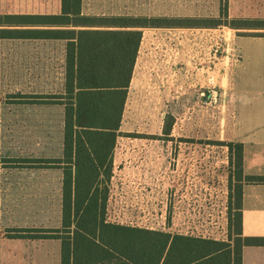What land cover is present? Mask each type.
I'll use <instances>...</instances> for the list:
<instances>
[{"label": "rangeland", "instance_id": "rangeland-1", "mask_svg": "<svg viewBox=\"0 0 264 264\" xmlns=\"http://www.w3.org/2000/svg\"><path fill=\"white\" fill-rule=\"evenodd\" d=\"M59 11L60 0H0V15ZM81 13L205 22L219 18V0H81ZM227 15L230 21L264 19V0H227ZM237 32L252 31L231 29L224 19L214 28L142 30L118 137L176 138L168 146L181 161L189 148H206L198 153L209 154L208 174L192 185L204 190L209 208L205 220L197 210L193 222L169 224L172 193L177 188L184 197L188 184L179 164L177 180L165 187L161 199L166 207L157 211L162 221L125 226L166 232L170 228L227 241L229 196L233 198L234 192L229 184L233 168L223 144L231 137L234 108L253 103L240 84L256 76L264 78V38ZM65 44L63 40L0 39V264H59V240L16 236H41L43 229L60 227L62 170L40 167L34 161L62 156L63 105L52 103L50 97L63 92ZM159 49L161 59L155 54ZM166 50L173 53L170 65L162 61ZM165 80L170 81L169 90L163 91ZM233 203L232 199L231 207ZM136 211L121 210V214L135 217ZM179 212L188 216L185 210ZM231 214L233 223V210ZM24 229L31 231H20Z\"/></svg>", "mask_w": 264, "mask_h": 264}, {"label": "trees", "instance_id": "trees-1", "mask_svg": "<svg viewBox=\"0 0 264 264\" xmlns=\"http://www.w3.org/2000/svg\"><path fill=\"white\" fill-rule=\"evenodd\" d=\"M221 19L231 29L252 31L237 32L239 36L264 38V19L227 20V0H219V18L205 22L85 16L81 0H60L58 14L0 15V39L66 42L63 92L50 97L52 103L63 105L62 156L34 161L40 167L62 170L60 227L43 229L41 236L17 238L59 240V264H241L243 246L264 245V239L242 237L240 213L241 182L264 183V176L242 175V145L232 142L223 144L233 168L229 184L234 192L233 198L229 196L227 241L171 235L106 220L113 149L142 30L214 28Z\"/></svg>", "mask_w": 264, "mask_h": 264}, {"label": "crops", "instance_id": "crops-1", "mask_svg": "<svg viewBox=\"0 0 264 264\" xmlns=\"http://www.w3.org/2000/svg\"><path fill=\"white\" fill-rule=\"evenodd\" d=\"M146 29L159 30L164 28ZM140 45L133 73L137 65V58H139ZM162 51L159 49L155 53L159 59L163 54ZM167 54L168 56H166ZM172 55L173 53L170 50L168 52L166 50L162 61H167L170 65L174 61ZM133 80L132 75L130 85ZM244 81L240 86L244 90L245 96L253 103L242 106L240 109L234 108L232 133L227 141L242 145L241 167L243 176H264V78L256 76L253 79H245ZM169 82V80L162 82V85H164L163 91L169 90L166 88ZM143 83H145V80H143ZM171 83H174L172 89L175 90V81ZM152 85L155 86V83ZM232 85L233 81L228 87L231 89ZM176 141V138L171 137L116 138L112 156V175L106 201V216L108 219L106 220L109 223L118 225L132 224L136 221V223L140 222L143 225L160 223L162 217L161 215L158 216L157 211H161L166 207V203L161 199L165 193V187H171V184L177 180L176 174L179 164L186 171L185 177L188 184L183 193L184 197L178 195L176 187L172 193L169 204L171 210L169 224L174 226L189 224L190 221L195 220L194 215L197 210L198 214L200 212V219L205 220L207 218L206 209L209 208V199L201 186H195L192 183L199 177L205 178L208 174L210 162L207 157L209 154L198 153L200 150L205 151L206 148L193 147L189 148V153L182 155L184 159L181 161L178 155H171V149L168 146ZM216 141L224 140L217 139ZM216 204H219V202L216 201ZM134 209L137 210L135 217L121 214V210ZM140 210L143 211L142 214ZM179 210H185L188 216H182ZM145 211H147V214ZM240 213L242 237L264 239V183L241 182ZM144 229L156 230L148 227ZM167 233L208 238L193 232H171L170 228H168ZM241 264H264V245L243 246L241 249Z\"/></svg>", "mask_w": 264, "mask_h": 264}]
</instances>
